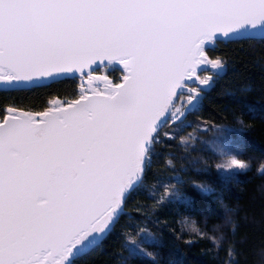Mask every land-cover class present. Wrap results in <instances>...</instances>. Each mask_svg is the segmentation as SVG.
I'll return each instance as SVG.
<instances>
[{
	"label": "snow or ice",
	"instance_id": "1",
	"mask_svg": "<svg viewBox=\"0 0 264 264\" xmlns=\"http://www.w3.org/2000/svg\"><path fill=\"white\" fill-rule=\"evenodd\" d=\"M257 49L264 0H0V264H85L109 242L116 264H173L163 250L191 241L166 245L150 227L159 218L133 198L152 175L162 191L151 207L186 212V173L250 169V126L199 118L235 68L229 53ZM197 138L209 158L191 156ZM178 141L186 164L156 170ZM225 223L237 226L231 210ZM227 254L240 264L234 238Z\"/></svg>",
	"mask_w": 264,
	"mask_h": 264
},
{
	"label": "trees",
	"instance_id": "2",
	"mask_svg": "<svg viewBox=\"0 0 264 264\" xmlns=\"http://www.w3.org/2000/svg\"><path fill=\"white\" fill-rule=\"evenodd\" d=\"M229 55L233 58L235 68L220 81L199 119H211L212 123L226 122L239 127L237 117L243 119L250 126L241 142L243 156L251 162L250 169L228 178H221L214 173H186L188 183L182 188L184 196L189 198L186 212L183 204H180L179 212L173 205L155 209L151 207L155 202L151 191H162L159 186L152 189L156 183V177L152 175L147 178L146 187L140 195L133 198L134 204L138 202L159 218V223L155 226L150 224V227L162 234L166 245H170L180 235H183L184 241H191L190 244H182L178 251L168 247L163 250L165 261H173V264H229L234 257L227 254L228 241L233 238L241 253L238 257L240 264H252L253 258L264 248V175L259 171L260 165L264 164V67L260 62L264 53L259 49L256 52L237 50ZM224 116L227 117L226 121L223 120ZM189 120L195 121L196 118L189 117ZM191 131L190 127L186 129V133ZM183 148L184 145L178 141L174 148L161 149L156 170H179L186 164L184 157L188 155ZM190 151L193 158H209V153L199 140L191 146ZM192 182H208L211 195H203L192 187ZM226 210H231L233 221L237 224L235 228L231 223H225ZM142 214L133 213L132 219ZM193 222L208 235L204 232L193 233ZM213 235L219 239L213 240ZM114 251V242H109L89 256L85 264H116L118 258L112 255ZM141 264L151 262L144 260Z\"/></svg>",
	"mask_w": 264,
	"mask_h": 264
},
{
	"label": "rangeland",
	"instance_id": "3",
	"mask_svg": "<svg viewBox=\"0 0 264 264\" xmlns=\"http://www.w3.org/2000/svg\"><path fill=\"white\" fill-rule=\"evenodd\" d=\"M201 121V120H200ZM195 122V121H194ZM202 122V121H201ZM206 127V125H204L203 123H201V131H203V129ZM234 127H239V126H234ZM191 128V127H190ZM192 132V131H191ZM191 132H189V133H191ZM212 137H211V134H209V136L207 137V139H211ZM197 140H199V138H197ZM260 171V170H259ZM239 172V171H238ZM238 172H236V173H238ZM261 172V171H260ZM235 173V174H236Z\"/></svg>",
	"mask_w": 264,
	"mask_h": 264
},
{
	"label": "clouds",
	"instance_id": "4",
	"mask_svg": "<svg viewBox=\"0 0 264 264\" xmlns=\"http://www.w3.org/2000/svg\"><path fill=\"white\" fill-rule=\"evenodd\" d=\"M200 183H206L207 184V186H208V188L210 189L211 188V185L210 184H208V182H200ZM181 193H182V195H184V193H183V191L181 190ZM203 195H211V192L210 193H203V192H201Z\"/></svg>",
	"mask_w": 264,
	"mask_h": 264
}]
</instances>
